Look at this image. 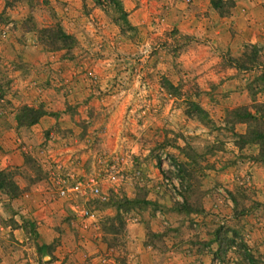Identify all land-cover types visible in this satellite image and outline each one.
Listing matches in <instances>:
<instances>
[{
    "label": "rangeland",
    "instance_id": "rangeland-1",
    "mask_svg": "<svg viewBox=\"0 0 264 264\" xmlns=\"http://www.w3.org/2000/svg\"><path fill=\"white\" fill-rule=\"evenodd\" d=\"M27 1L0 0V27L9 25L5 36L0 33V89L9 84L8 72L20 70L14 58H5L6 48L1 50L9 36L14 34L20 44L29 34L42 52H56L25 28L40 29L57 22L80 40L71 50H61L66 62L59 72H77L76 83L89 92L82 99L86 109L78 112V104L66 105L65 116L72 126L51 130L38 145V156L26 155L22 166L8 169L18 194L8 198L0 192V264H126L124 217L130 211L121 198L133 199L132 207L143 212L152 211L157 203H169L192 228L195 218L189 212H201V203L210 200L211 188L201 190L207 178L204 170L222 162L217 153L221 142L207 143L201 138L208 134L201 130L204 126L184 116L187 109L193 114L186 101L198 105L193 79L179 83L183 75L178 54L186 43L177 25L191 0H118L126 13L125 34L107 15H114L108 0H100L99 5L91 0ZM221 1L227 14L244 3L249 8L264 7V0ZM193 123L202 128H185ZM222 128L212 131L217 140L230 138L227 127ZM98 153L120 158L118 180L100 184L104 200L80 199L71 212L68 203L56 198L49 174L55 175L59 165L61 174L93 176L100 166ZM163 155L178 167L172 187L178 188L180 200L162 183ZM240 187L233 197L235 212H240L239 207L243 210L239 203L250 195ZM80 207L92 216L79 217ZM253 207L248 204L247 210ZM198 228H192L198 233L189 240V249L211 254L215 264H249L239 230L227 234L213 224ZM218 237H224L220 244ZM44 254L49 259L42 261ZM250 254L254 264H264L257 253Z\"/></svg>",
    "mask_w": 264,
    "mask_h": 264
},
{
    "label": "crops",
    "instance_id": "crops-1",
    "mask_svg": "<svg viewBox=\"0 0 264 264\" xmlns=\"http://www.w3.org/2000/svg\"><path fill=\"white\" fill-rule=\"evenodd\" d=\"M177 26L182 36L192 38L178 54L182 60L179 74L183 75L179 83L184 78L193 79L198 93L195 100L213 124L223 126L225 110L244 106L254 113L253 106L264 107V86L254 91L249 86L260 68L238 72L232 67H221L220 55V51L227 50L236 57L244 45H254L264 62V7L249 8L244 3L232 7L227 16H218L208 0H191L186 11L182 9ZM72 35L80 41L79 35ZM25 38L19 44L11 34L1 49L6 48L5 58H14L20 70L8 72L9 84L0 89V171L22 166L26 155L38 156V145L51 130L70 127L72 120L66 119V105L78 104V112L87 108L82 99L89 90L76 83L77 72H59L66 62L63 52H42L29 34ZM171 84L175 85L172 81ZM65 87H70L71 92L67 93ZM22 105L41 106L47 114L28 128L17 127L14 115ZM194 127L202 128L194 123L185 128ZM245 129L244 124H236L233 130L243 134ZM201 130L208 133L201 137L207 143L216 140L213 132L205 127ZM217 142H221L222 149L217 153L222 162L204 170L207 178L201 190L211 188L210 200L201 203V212H189L195 218L192 226L202 229L213 224L227 230V234L239 230L247 251L257 253L264 261V165L252 159L258 147L246 144L238 148L231 138L221 136L214 143ZM238 186L250 191V195L246 194L239 203L243 210L239 207L240 212H235L233 197ZM157 204L149 212L130 210L125 214L126 264H215L211 254L189 249V240L198 231L189 228L187 218L169 203ZM248 204L255 207L247 210ZM147 232L157 235V240L147 241ZM230 249L234 250V246Z\"/></svg>",
    "mask_w": 264,
    "mask_h": 264
},
{
    "label": "trees",
    "instance_id": "trees-1",
    "mask_svg": "<svg viewBox=\"0 0 264 264\" xmlns=\"http://www.w3.org/2000/svg\"><path fill=\"white\" fill-rule=\"evenodd\" d=\"M91 1H93L97 5H99L100 3V0ZM108 1L111 4V7L108 8L117 17V20H115L116 18H114V15H109L108 13L107 15L117 26L119 32L121 34H125L122 29V24H127L126 13L122 9L118 0ZM27 2H30V0H28ZM7 6L8 5L6 4L4 5V7ZM209 6L218 16L228 15L227 12L223 13L225 6L221 0H209ZM229 7L231 8L232 6L230 5ZM118 19L122 21L119 22ZM26 29L27 31L35 32L37 34L38 41L49 51H69L77 45L76 38L72 34L65 32L60 26V24L57 22L49 27H43L40 29H36L35 27H29L25 28V30ZM183 38L184 43L186 44L192 40V38H189L187 36H183ZM220 55L221 67H232L238 72L253 71L260 68L261 72L258 75L254 76V78L250 81L249 86H251L250 89L253 91L257 89L259 90L260 87L264 86V62L259 54V49L256 46L244 45L243 49L238 52V55L236 57H232L230 52L227 50L223 52L220 51ZM186 105L187 107H191L193 109V114H191L188 109L185 110L184 116L187 119L200 123L211 132H215V129L221 130L223 129L222 127L225 125L227 127V133H229L230 138L232 139L235 146H237L238 148H241L246 144L256 145L258 147V152L257 155L252 159L257 163L264 165V110H259L257 108L258 105L253 106V109L255 110L254 113L250 112L248 108L244 106L225 110L222 127L216 125L214 127L212 125L213 123L208 119L206 112L203 111L197 104L190 101H186ZM260 108L263 109L262 105H260ZM46 114L47 113L43 110L41 106L29 107L26 105H22L16 111L14 118L17 123V127L28 128L37 123V121ZM49 114L52 115V113ZM236 124H244L246 126V129L243 134H238L234 132L233 129ZM23 163H25L24 159ZM0 192L5 194L8 198H14L18 194V187L13 182L12 175L10 171H8V169L0 171ZM121 199L122 203H126L128 205L127 211H141L138 210L136 206L132 207V203L135 202L133 199ZM216 233H218V231ZM146 236L151 238V240L147 241L157 240V235L152 234L150 232H147ZM217 241L219 242L218 244L222 243L224 241V237H218ZM242 248L245 253L244 256L246 257L248 263L254 264L253 257L247 251L246 247L242 245Z\"/></svg>",
    "mask_w": 264,
    "mask_h": 264
},
{
    "label": "built area",
    "instance_id": "built-area-1",
    "mask_svg": "<svg viewBox=\"0 0 264 264\" xmlns=\"http://www.w3.org/2000/svg\"><path fill=\"white\" fill-rule=\"evenodd\" d=\"M8 26L0 27V33L2 36L6 35V31ZM41 153V152H40ZM110 157V158H109ZM98 163L99 167L94 171L93 176H89L88 178H83L82 175L77 172H64L60 173L61 166L57 165V173L49 174L51 176L50 182L52 184V190L56 195L57 199L63 200L68 203L70 211H76L74 207H77V201L80 199L87 198H100L104 200V196L102 195V191L100 188V184L106 180L111 182H116L118 180V175L122 171L118 166V156H105L98 153ZM162 163L160 169L163 173L162 183L166 188H170L171 192L176 200H180V196L178 193V188L172 187V184L175 183V179H173V175L177 173V166L168 163V160L163 155L161 157ZM134 176H139L138 171L133 172ZM172 175V177H171ZM220 192L224 194V191ZM78 216L81 218H89L92 215L83 207H80L78 210Z\"/></svg>",
    "mask_w": 264,
    "mask_h": 264
},
{
    "label": "water",
    "instance_id": "water-1",
    "mask_svg": "<svg viewBox=\"0 0 264 264\" xmlns=\"http://www.w3.org/2000/svg\"><path fill=\"white\" fill-rule=\"evenodd\" d=\"M45 259H49V256L46 255V254H44V255L41 256V260L42 261H45Z\"/></svg>",
    "mask_w": 264,
    "mask_h": 264
}]
</instances>
